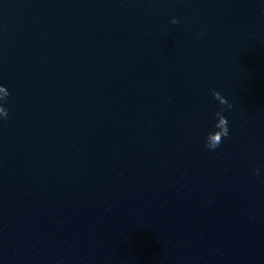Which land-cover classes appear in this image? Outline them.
Masks as SVG:
<instances>
[{
    "label": "water",
    "instance_id": "obj_1",
    "mask_svg": "<svg viewBox=\"0 0 264 264\" xmlns=\"http://www.w3.org/2000/svg\"><path fill=\"white\" fill-rule=\"evenodd\" d=\"M0 86V264H264V0H0Z\"/></svg>",
    "mask_w": 264,
    "mask_h": 264
},
{
    "label": "clouds",
    "instance_id": "obj_2",
    "mask_svg": "<svg viewBox=\"0 0 264 264\" xmlns=\"http://www.w3.org/2000/svg\"><path fill=\"white\" fill-rule=\"evenodd\" d=\"M172 24H177L178 21L173 18L171 20ZM9 93L6 90L5 87L0 86V121L6 120L8 118V112L6 110V108L3 106L4 101L6 100V98L8 97ZM225 103L220 104L221 106H225L222 107L219 111H216L213 115L215 118V115H222L225 120L227 121L226 123H223L220 125V137L221 139L219 141H213L208 137H204V147L205 149L209 150V151H215L221 144L222 142V138L227 139L229 137V126H228V120L226 119V117L222 114L225 110H230L232 108V105L224 98ZM253 175L254 176H259L260 173V169L259 168H254L252 169Z\"/></svg>",
    "mask_w": 264,
    "mask_h": 264
}]
</instances>
